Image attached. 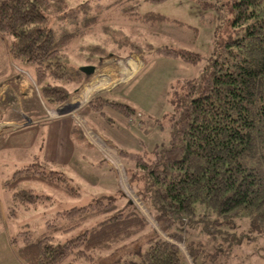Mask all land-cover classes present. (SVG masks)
Listing matches in <instances>:
<instances>
[{
	"label": "trees",
	"instance_id": "1",
	"mask_svg": "<svg viewBox=\"0 0 264 264\" xmlns=\"http://www.w3.org/2000/svg\"><path fill=\"white\" fill-rule=\"evenodd\" d=\"M197 1L204 9H215L218 14L214 55L199 77L183 83L182 92L174 99V130L169 141L157 146L149 156L131 154L135 165L128 176L132 190L159 229L166 237L184 242L190 255L203 250L201 241L194 243L188 237V228L200 230L201 218L220 225L234 216L248 221L257 231L264 230V0ZM88 10V5L70 10L65 0H0V35L6 40L15 65L32 68L39 93L49 106L61 107L69 102L71 91L65 84L76 77H81L84 84L89 80L90 75L71 71L67 50L84 35L85 29L98 25L101 19L84 15L82 32L60 33L51 28V21L75 24ZM131 19L151 29L165 22L181 24L154 12L132 15ZM137 45L132 49L142 53V61L144 52L191 65L201 61L199 54L188 50L151 44L139 45V49ZM105 51L101 45L92 49L93 54L102 55ZM96 102L101 108L111 105L130 118L135 114L127 105L108 102L103 94L88 104L100 111L94 106ZM60 169L55 163L36 161L17 170L4 186L16 190L22 182L40 181L77 195ZM46 199L50 198L17 190L13 194L12 214L21 206L36 207ZM198 206L203 207L202 213H198ZM115 208L114 201L99 200L61 212L58 218L74 219L75 223L60 228L49 222L50 232L37 238L30 232L21 233L22 246L15 247L16 238H11V245L25 264H63L67 260L75 264L80 259L96 264L103 260L102 253L124 250L151 233L153 237L147 244L167 245L166 252L173 254V260L165 258L162 264L182 263L176 244L157 234L133 206L62 245L52 244L51 232L70 230ZM222 239L226 238L217 240L218 246L223 245ZM231 244L234 243L228 245ZM154 250L158 256L163 254L161 247ZM143 255L141 250L135 251L133 259L139 258L138 264H149ZM122 258L112 264H127L129 260Z\"/></svg>",
	"mask_w": 264,
	"mask_h": 264
},
{
	"label": "rangeland",
	"instance_id": "2",
	"mask_svg": "<svg viewBox=\"0 0 264 264\" xmlns=\"http://www.w3.org/2000/svg\"><path fill=\"white\" fill-rule=\"evenodd\" d=\"M65 2L70 10L87 5L89 10L86 14L82 13L80 21L75 24L53 19L50 26L57 33L64 30L82 32L81 19L84 15L98 16L101 19L98 25L85 29L84 35L76 39L67 50L71 71H82L87 66H94L95 70L85 84L81 77L65 84L71 91V98L64 106H49L43 101L45 111L37 109L34 117L42 115L49 117L51 121L66 119L75 124L71 159L66 164H55L61 167L60 170L65 174L69 185L77 191V195H70L40 181L22 182L16 190L5 188V183L11 180L17 170L40 161L33 158L42 156L39 142L46 135L48 126L46 123L28 122L12 130L15 139L12 145L4 150L2 142L0 144V264H25L11 245V238L18 240L14 245L19 249L23 243V237H19V234L30 232L32 237L37 238L50 232L49 222L60 228L72 225L75 223L74 219L58 218V214L73 208H83L99 200L105 203L114 201L116 208L95 215L70 230L51 232L52 244L62 245L116 215L118 211H125L133 206L157 234L167 242L176 244L182 254L180 264H264V230L257 231L248 221L234 216L229 217V221H222L220 225L209 224L207 219L200 217V230L188 228V237L194 243L201 241L203 245L201 253L191 252L192 259L184 242H177L163 234L128 180V176H131L130 169L135 165L131 154L149 156L157 146L167 143L171 138L174 130V99L182 92L183 83L199 77L214 55L216 29L220 22L217 11L204 9L197 0H166L160 3L149 0ZM148 12L160 13L181 24L165 22L151 29L131 19L132 15ZM146 44L188 50L199 54L201 61L191 65L179 59L150 55L147 52H144L142 61V53H136L132 46L144 47ZM98 45L103 46L105 54L92 53V49ZM140 46L137 48L141 49ZM131 62L136 66H132ZM21 70L30 73L21 72L30 79L39 98L41 95L32 68ZM100 94L110 103L131 107L135 114L130 118L111 105L102 106V109L97 102L94 106L100 111L88 106ZM32 102L29 101L25 106L31 107ZM7 138L4 136L2 140ZM20 189L50 199L36 207L21 206L14 215L13 194ZM197 211L202 213L203 207L198 206ZM216 218L215 216L214 219ZM151 237L153 235L148 233L124 250L118 249L113 254L111 251L104 252L103 260L96 264H112L122 257V260H129L127 264H138L139 258L133 259V256L135 251L140 250L149 264H162L165 258L173 260V254L166 252L167 245L147 244ZM220 238L226 239H222L223 245L218 246L217 240ZM229 243L234 244L229 246ZM153 247H161L159 251L163 254L158 256ZM195 248L196 246L193 249ZM70 263L72 262L67 260L63 264ZM74 263L87 264L83 259Z\"/></svg>",
	"mask_w": 264,
	"mask_h": 264
},
{
	"label": "crops",
	"instance_id": "3",
	"mask_svg": "<svg viewBox=\"0 0 264 264\" xmlns=\"http://www.w3.org/2000/svg\"><path fill=\"white\" fill-rule=\"evenodd\" d=\"M21 72L28 73L15 65L9 54L7 42L0 36V144L2 142L3 149L12 145L15 141L12 130L24 126L28 122L46 123L48 126L46 135L39 142L42 156L34 157L33 160H45L61 165L68 163L74 152L73 143L75 142L72 138L74 123L66 119L51 121L49 117L46 118L42 115L34 117L37 114V109L41 112L45 111L42 106L43 100L41 96L37 98L34 85ZM29 101H33V104L31 107H26L25 105ZM4 136L8 138L3 141L2 137Z\"/></svg>",
	"mask_w": 264,
	"mask_h": 264
},
{
	"label": "water",
	"instance_id": "4",
	"mask_svg": "<svg viewBox=\"0 0 264 264\" xmlns=\"http://www.w3.org/2000/svg\"><path fill=\"white\" fill-rule=\"evenodd\" d=\"M94 70H95L94 66H87V67L82 68V72L87 75H90Z\"/></svg>",
	"mask_w": 264,
	"mask_h": 264
}]
</instances>
